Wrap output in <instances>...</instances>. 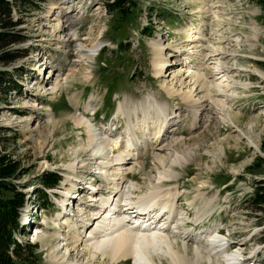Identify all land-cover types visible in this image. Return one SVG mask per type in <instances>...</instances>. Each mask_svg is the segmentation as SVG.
I'll use <instances>...</instances> for the list:
<instances>
[{
    "label": "rangeland",
    "instance_id": "1",
    "mask_svg": "<svg viewBox=\"0 0 264 264\" xmlns=\"http://www.w3.org/2000/svg\"><path fill=\"white\" fill-rule=\"evenodd\" d=\"M9 1L23 37L13 49L25 55L0 66L12 75L14 88L1 103L0 155L13 162L18 177L13 182L25 196L16 238L22 245H34L15 263L55 264L56 257L64 255L58 242L73 228L57 220L51 195L57 189L80 193L72 198V214L79 204L82 208L93 202H86L88 194L107 195L104 178L95 175V165H88L94 162L93 155L86 146V131L76 126L75 118L84 117L94 131L111 130L122 139L118 147L123 148L127 121L119 109L129 100L135 111L132 118L138 116L139 122L145 112L154 120L161 117L162 143L171 136L178 140L176 152L170 153L179 157L172 167L174 176L164 184L178 188L175 209L182 215L181 231L190 234V255L200 247L199 236L210 241L209 236L219 230L231 249L226 254H233L236 246L253 264H264V212L250 202L255 187L264 183V12L260 5L254 0H130L132 4L124 6L126 13H121L109 11L105 0ZM52 4L57 8L51 17ZM213 49L228 52L221 65L215 59L207 64ZM159 54L161 61L172 64L164 63L166 71L156 75L159 65L154 62ZM221 66L232 71V78L228 87L223 83L218 91L214 84L223 78L215 71ZM197 72L207 73L208 89L228 93L229 99L220 103L211 93L208 100L196 80ZM173 86L183 94L191 91L194 99L206 105L205 110L189 107L182 97L168 96L165 87ZM149 102L160 111L147 109ZM148 138L147 143L156 140L154 135ZM157 154L146 150L142 157L146 172L128 174L139 187L132 195L135 200L147 190V177L153 180L156 175ZM255 163L262 168L251 175L247 168ZM46 172L61 176L57 187L46 189L48 204L39 185ZM79 177L86 182L85 188L78 181L74 186L72 180ZM76 187L81 189L75 191ZM1 196L10 198L12 193L2 191ZM204 199L211 207L205 214L200 211L203 216L197 220L196 211ZM55 232L58 237L54 238ZM42 233L46 239L38 240ZM79 244L76 251H69L67 262L74 257L88 259L87 247ZM202 254V264H209V254L204 250ZM210 258L211 264H224V258ZM130 259L120 264H129ZM90 261L110 264L106 257Z\"/></svg>",
    "mask_w": 264,
    "mask_h": 264
},
{
    "label": "bare ground",
    "instance_id": "2",
    "mask_svg": "<svg viewBox=\"0 0 264 264\" xmlns=\"http://www.w3.org/2000/svg\"><path fill=\"white\" fill-rule=\"evenodd\" d=\"M56 8V4L51 5V9L54 10L51 17L55 13ZM228 56V52L213 49V51L207 55V64H213L212 61L215 59L216 61H220L221 65V61L225 62ZM164 63L170 65L172 61H161V55L159 54L154 62V66L159 65V67H155L156 75L166 71V65L163 69ZM225 68V66H221L218 71H215L216 75L223 78L221 83L214 84L219 87H216L218 91L223 89L220 86L223 83H227L225 86L228 87L229 80L232 78V71H225ZM206 74L207 73L197 72L195 77L198 85L202 87L201 89L203 90L204 88L207 99L211 100L210 95L213 91L208 89L209 84L206 81ZM165 91L170 97H182L183 102L185 104L187 103L189 107L197 106V108L201 107L204 110L206 108V105L201 104L199 98L194 99L191 91L183 94L174 86L165 87ZM224 92H229V90L227 89ZM227 94L221 92L213 93L220 103H222L221 99H229V95ZM150 104L149 102L147 109H156V111L158 109V111H160L159 108L155 106L152 107ZM88 108H90V105ZM119 112L121 115L125 116L127 121L126 133L124 134V138L127 139L124 141L125 146L123 148L118 147L122 139L120 140L119 137H114L111 130L106 128L102 131L101 128V132L94 131L90 124L84 121V117L75 118L76 126L84 128L86 131V146L91 148L89 151L91 155H93L92 160L94 162L88 165H95V175L99 178H104L105 190L107 189L106 192H108L107 195H102L103 192L100 193V198H98L96 194H88L87 198L89 197V200L86 202H93H90L91 204L85 202L86 204H83L85 207L83 206L82 208H80L79 205L81 204H79L75 211L77 213L73 214V216L58 212V222H61L65 228H67L66 226L73 228V231L70 232L68 237L66 236L65 238L64 236L59 240L58 245H61V250L65 249V252L64 255L59 254L57 257L55 255V264H88L91 262L90 260L94 261L95 259H102L103 257L108 258L110 264L126 262L129 257L132 258V264H164L163 260H165L166 264H202L204 261L202 250L209 254V264L213 262L210 257L224 258L222 261L226 264L242 263L243 257L239 258V255L242 256V252L236 249L233 254H226L227 250L224 244L225 237L217 233H215L214 236H212V234L209 236V239H211L210 241L208 239L203 241L205 238L202 239L201 236H199L197 239L201 242V244H199L200 247L194 249L193 253L190 255L187 245L188 240H191L190 234L181 231L182 219L180 218L182 215L175 209V202L179 198L178 188L171 184H164L174 176L172 167L176 165L179 157H177L176 153L170 156V153L176 152L174 151V147L178 144V140L172 139L171 136L170 140H167V143H162V141H165L163 140L164 136L162 138L163 132L165 131L162 129L163 120L161 117L158 116L159 118L154 120L146 116L148 112H145V114L140 115L142 120L139 122L137 120L139 119L138 116L132 118L135 111L129 100H124ZM227 117H230V119L233 118L232 113H228ZM151 129H157L158 131L152 133ZM150 135H154L156 140L147 143L146 140L149 139L148 136ZM124 143H121V146H123ZM115 150H117L116 153ZM146 150H155L159 152L156 158L158 168H156V175L153 180L147 177L148 188L145 193L138 196V199L135 200L132 195L139 190V187L136 189V183L132 182V178L128 179V174L130 171L134 170L146 172L147 168L144 159H142ZM126 160L129 162L124 164ZM73 167V165L70 166V169L72 170ZM96 171L99 172L97 173ZM77 181L82 184L83 188L86 187V182L82 180V178L79 177ZM61 193L64 195L69 194V192L67 193L66 191ZM68 200L70 199L65 197L64 201L59 200L57 203L64 206V202ZM110 201L112 202L110 203ZM209 203L210 201L207 199L202 200L201 208L196 211L197 220L201 218L200 216H203L200 211L204 210L202 213L205 214L207 209L211 207ZM127 205H132L133 207H128V209H126L125 206ZM136 208L140 210L139 217H145L146 219L136 222L126 221L124 218L131 216V212ZM115 209H117V212L113 213ZM91 227L92 229H90ZM194 228H192V230H194ZM46 237L47 235L45 233L40 234V236L37 235L38 240L46 239ZM53 237H58V233L55 232ZM177 240H181L180 243L182 247L178 246ZM79 243L87 247L88 259L81 260L80 257H74L72 261L67 262L66 257L70 254L69 251H76V247ZM69 248L70 250H68Z\"/></svg>",
    "mask_w": 264,
    "mask_h": 264
},
{
    "label": "trees",
    "instance_id": "3",
    "mask_svg": "<svg viewBox=\"0 0 264 264\" xmlns=\"http://www.w3.org/2000/svg\"><path fill=\"white\" fill-rule=\"evenodd\" d=\"M254 1L260 5L264 12V0ZM105 4L109 11L118 10L121 13H126L124 6L132 4V1L105 0ZM13 9L14 5L9 0H0V66L9 65L25 55L23 51L13 49L15 45L23 41L20 31L17 30L21 23L17 20L13 21L11 16ZM262 66L264 68V63ZM10 83H13L12 75L8 71L0 69V113L3 111L1 103L4 97L14 90ZM255 168H258V171H255ZM260 168H262V164L255 163L247 168V172L251 175L259 174ZM14 170L13 162L0 155V264H16L15 258L22 253L32 252L34 247L32 244L22 245L16 238V234L19 232V212L24 205L25 196L13 182L18 179L15 177ZM60 181L61 176L52 172H46L40 177L39 185L44 188L40 192L42 200L46 204L49 203L46 198V189L57 187ZM2 191L12 193V197L3 198ZM250 202L257 210L264 212L263 182L262 185L255 187ZM262 240L264 241V238Z\"/></svg>",
    "mask_w": 264,
    "mask_h": 264
}]
</instances>
